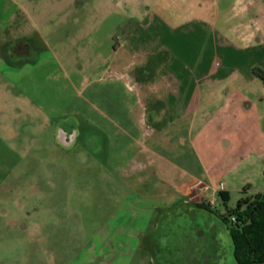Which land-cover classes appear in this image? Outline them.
Listing matches in <instances>:
<instances>
[{"label": "rangeland", "instance_id": "374dc122", "mask_svg": "<svg viewBox=\"0 0 264 264\" xmlns=\"http://www.w3.org/2000/svg\"><path fill=\"white\" fill-rule=\"evenodd\" d=\"M84 1L20 40L31 44L27 57L11 53L27 29L7 34L6 42V27H0V264H128V258L150 264L158 252H145L141 236L157 243L163 219L174 220L176 213L163 214L161 227L141 212L132 220V200L182 192L191 177L211 187L216 180L220 189L207 193L208 210L231 219L240 202L264 195V150L247 151L233 138L227 152L205 124L198 125L202 132L183 135L166 175L154 171L148 181V171L134 173V164L149 156L142 151L149 146L141 138L140 116H167L158 92L167 55L132 58L126 37L159 12L155 3L112 12L100 6L108 0ZM12 11L8 0H0V23ZM158 25L144 31L151 51L162 35ZM61 131L75 134L70 145L60 143ZM138 176L145 182L134 187ZM160 253L151 264H173V245Z\"/></svg>", "mask_w": 264, "mask_h": 264}, {"label": "crops", "instance_id": "0c3cea01", "mask_svg": "<svg viewBox=\"0 0 264 264\" xmlns=\"http://www.w3.org/2000/svg\"><path fill=\"white\" fill-rule=\"evenodd\" d=\"M76 1L8 0L13 11L8 21L0 23V27H6L2 31L6 42L7 34L11 36L22 28L27 29L26 34H21L17 41L29 39L35 34L36 26L48 23L54 14L68 11ZM154 3L159 17L149 14L148 23L137 24L126 37V43L132 58H152L161 51L166 53L167 58L158 71L162 85L158 92L167 116L161 118L156 111L140 116L141 138L149 146L142 151L149 156L134 164V173L148 171V181L155 178L154 171L166 175L168 165L175 166L183 135L188 130L202 132L204 128L198 129L199 124L211 126L215 136L219 134L222 138L220 147L227 152L234 146L233 138L242 140L247 151L264 150V0H108L100 6L112 12L130 8L136 12L143 4L150 8ZM4 10L7 12L8 7ZM157 20L162 35L157 49L151 51L144 31ZM257 111L261 115L256 117ZM74 136L73 133L71 140ZM128 137L137 139L130 133ZM65 139L61 131L60 143L66 145ZM185 177L187 173L183 174ZM190 180L180 185L181 193L163 191L132 200L128 217L136 220L141 212L146 218L156 219L159 226V218L174 210L175 215L184 217L204 214L208 208L207 193L218 183L212 180L211 187L197 177ZM144 182L138 176L133 186L139 187ZM136 201L149 206L140 208L135 206ZM142 236L140 246L152 257V251H159V247L157 243H146L148 236ZM176 245V264H205L199 241L183 235ZM136 247H130V254ZM131 259L128 258V264ZM157 259L152 257L151 262Z\"/></svg>", "mask_w": 264, "mask_h": 264}, {"label": "flooded vegetation", "instance_id": "af4514ba", "mask_svg": "<svg viewBox=\"0 0 264 264\" xmlns=\"http://www.w3.org/2000/svg\"><path fill=\"white\" fill-rule=\"evenodd\" d=\"M11 53L17 58L27 57L31 55V44L16 41ZM62 135L67 138L65 144L70 145L73 132H62ZM205 211L204 214L194 215L193 217L175 215L174 220H168V217L164 218L161 232L157 235V245L159 247L157 258L162 259L160 251L170 248L171 245L175 247L176 244H179V240L183 238V235H187L193 241L196 240V242L201 243L203 247L201 253L205 256L203 261L205 264H237L231 235L232 226L224 220L225 216L215 214L208 208ZM171 261L176 264L175 260Z\"/></svg>", "mask_w": 264, "mask_h": 264}, {"label": "trees", "instance_id": "16d2710c", "mask_svg": "<svg viewBox=\"0 0 264 264\" xmlns=\"http://www.w3.org/2000/svg\"><path fill=\"white\" fill-rule=\"evenodd\" d=\"M230 215L236 218V223L226 217L224 220L232 226L237 264H264V195L240 202Z\"/></svg>", "mask_w": 264, "mask_h": 264}, {"label": "built area", "instance_id": "2783aa9c", "mask_svg": "<svg viewBox=\"0 0 264 264\" xmlns=\"http://www.w3.org/2000/svg\"><path fill=\"white\" fill-rule=\"evenodd\" d=\"M219 189H220V186H219L218 184H213V188H212V190L217 191V190H219ZM214 202H215V200H212L211 205H213ZM236 221H237V220H236L235 217L231 218V222H232V223H236Z\"/></svg>", "mask_w": 264, "mask_h": 264}]
</instances>
